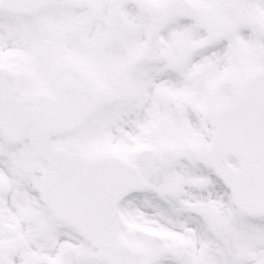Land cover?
<instances>
[{"label":"snow or ice","instance_id":"1","mask_svg":"<svg viewBox=\"0 0 264 264\" xmlns=\"http://www.w3.org/2000/svg\"><path fill=\"white\" fill-rule=\"evenodd\" d=\"M0 264H264V0H0Z\"/></svg>","mask_w":264,"mask_h":264}]
</instances>
